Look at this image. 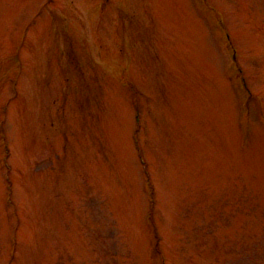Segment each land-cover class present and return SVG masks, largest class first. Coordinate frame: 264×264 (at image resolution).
I'll list each match as a JSON object with an SVG mask.
<instances>
[{"label": "rangeland", "instance_id": "obj_1", "mask_svg": "<svg viewBox=\"0 0 264 264\" xmlns=\"http://www.w3.org/2000/svg\"><path fill=\"white\" fill-rule=\"evenodd\" d=\"M0 264H264V0H0Z\"/></svg>", "mask_w": 264, "mask_h": 264}]
</instances>
